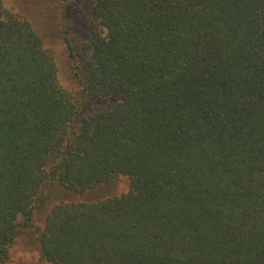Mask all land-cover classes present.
I'll return each mask as SVG.
<instances>
[{"label": "trees", "instance_id": "1", "mask_svg": "<svg viewBox=\"0 0 264 264\" xmlns=\"http://www.w3.org/2000/svg\"><path fill=\"white\" fill-rule=\"evenodd\" d=\"M89 18L87 42L64 37L77 98L0 0V264L47 206L43 264H264V0H90Z\"/></svg>", "mask_w": 264, "mask_h": 264}, {"label": "rangeland", "instance_id": "2", "mask_svg": "<svg viewBox=\"0 0 264 264\" xmlns=\"http://www.w3.org/2000/svg\"><path fill=\"white\" fill-rule=\"evenodd\" d=\"M1 3L5 11L25 16L33 23L45 48L54 57L60 85L78 98L79 89L72 79L64 37L67 32L82 43L89 40L90 0H1ZM127 190V178L119 177L109 185L85 194H71L57 190L54 202H97L110 196L123 194ZM48 207L37 212L33 227L16 240L10 249L8 264H43L39 259L36 231L42 228Z\"/></svg>", "mask_w": 264, "mask_h": 264}]
</instances>
